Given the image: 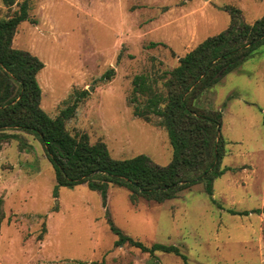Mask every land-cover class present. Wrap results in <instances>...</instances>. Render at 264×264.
<instances>
[{
	"label": "rangeland",
	"instance_id": "374dc122",
	"mask_svg": "<svg viewBox=\"0 0 264 264\" xmlns=\"http://www.w3.org/2000/svg\"><path fill=\"white\" fill-rule=\"evenodd\" d=\"M22 1L0 0V16ZM28 1L29 20L17 25L12 46L44 64L41 107L55 116L77 96L71 134L104 141L114 158L146 154L159 165L172 148L158 116L133 114V76L148 74L160 87L163 71L228 27L226 6L240 9L239 21L264 16V0ZM193 103L221 111L220 168L228 169L213 179L212 195L202 181L162 202L141 195L134 203L128 188L110 185L103 202L84 183L57 186L37 137L10 131L21 138L0 146V264H184L118 243L110 223L148 245H177L190 264H264V45Z\"/></svg>",
	"mask_w": 264,
	"mask_h": 264
},
{
	"label": "trees",
	"instance_id": "16d2710c",
	"mask_svg": "<svg viewBox=\"0 0 264 264\" xmlns=\"http://www.w3.org/2000/svg\"><path fill=\"white\" fill-rule=\"evenodd\" d=\"M2 2L7 7L17 3L16 0ZM28 9L29 1L23 0L13 14L0 16V146L2 141L21 138L18 132L35 135L53 165L57 186L73 187L84 183L97 191L103 202L110 185L128 188L134 203L141 195L162 202L202 181L206 193L212 195L213 179L228 169L220 168L224 156L222 135L217 140L221 111H206L194 106L193 102L264 45V16L251 23L242 18L239 21L240 9L226 6L231 14L228 27L208 36L179 57L173 69L163 71L158 78L161 79L160 87L159 80L148 74L133 76L128 99L133 114L146 121L151 115L158 116V124L166 130L172 148L168 164L159 165L146 154L114 158L104 141L91 143L86 133L71 134L66 121L75 114L79 103L77 96L55 116L41 107L37 74L44 64L36 55L12 46L17 25L29 20ZM157 44L160 43H150L151 46ZM227 211L248 214L246 210ZM2 218L0 198V222ZM110 227L119 236L118 243L127 242L150 254L156 251L173 253L184 264H190L177 245L159 242L148 245L125 235L112 223Z\"/></svg>",
	"mask_w": 264,
	"mask_h": 264
},
{
	"label": "water",
	"instance_id": "95a60500",
	"mask_svg": "<svg viewBox=\"0 0 264 264\" xmlns=\"http://www.w3.org/2000/svg\"><path fill=\"white\" fill-rule=\"evenodd\" d=\"M219 134H220V126L217 127V140H218ZM215 160H217V157H215Z\"/></svg>",
	"mask_w": 264,
	"mask_h": 264
}]
</instances>
